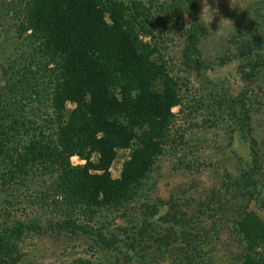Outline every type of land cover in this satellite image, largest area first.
<instances>
[{"label":"trees","instance_id":"trees-1","mask_svg":"<svg viewBox=\"0 0 264 264\" xmlns=\"http://www.w3.org/2000/svg\"><path fill=\"white\" fill-rule=\"evenodd\" d=\"M198 6L0 0V264H37L45 240L61 249L56 264H264L255 120L264 110V0L250 19L255 35L233 51L236 95L205 74ZM175 108L204 141L210 131L228 145L249 140L251 159L213 164L215 183L200 189L187 160L192 135ZM167 156L194 179L162 197Z\"/></svg>","mask_w":264,"mask_h":264},{"label":"rangeland","instance_id":"rangeland-1","mask_svg":"<svg viewBox=\"0 0 264 264\" xmlns=\"http://www.w3.org/2000/svg\"><path fill=\"white\" fill-rule=\"evenodd\" d=\"M198 2L199 46L203 60L207 61L210 68L205 74L215 82L225 83L229 91L236 95L243 84L238 71L239 64L234 59L233 51L238 47L240 39L255 35L249 27L251 20L255 21L253 19L257 16L254 12L259 0H198ZM193 24L194 22L187 18V27L190 28ZM228 57V61L221 64L222 60L226 61ZM203 81L205 82L206 79ZM197 82L193 81V84L199 89V81ZM193 95L199 97L197 91ZM258 96L259 100L264 101V90L260 91ZM174 112L178 114V125H183L192 135L190 147L186 151L189 153L187 160L197 163V172L200 174L198 178L201 181L200 189L212 188L211 184L215 183L212 178L213 164L226 162V166L231 169L251 159L249 140L239 138L232 145H228L227 141L222 140L219 132L210 131L206 134L207 140L204 141L201 139L204 131L196 125V121L190 122V119L179 114V108H175ZM255 120L257 129L262 135L261 140H264V110L256 114ZM72 162L75 165L84 164L78 157H73ZM161 165V176L158 177L159 196L168 197L174 188L180 185L188 186L194 179L193 173L178 166L177 158L167 156L162 160ZM118 169L116 165L112 169L114 177L119 175ZM198 191L201 192V190ZM36 245L43 253V255H37L35 259L37 264H56V258L61 252L60 248L53 247V244L46 240L43 243L39 241Z\"/></svg>","mask_w":264,"mask_h":264},{"label":"clouds","instance_id":"clouds-1","mask_svg":"<svg viewBox=\"0 0 264 264\" xmlns=\"http://www.w3.org/2000/svg\"><path fill=\"white\" fill-rule=\"evenodd\" d=\"M206 10V9H205Z\"/></svg>","mask_w":264,"mask_h":264}]
</instances>
